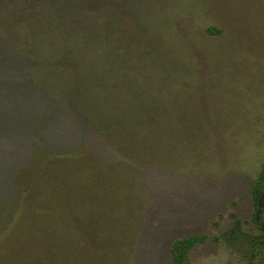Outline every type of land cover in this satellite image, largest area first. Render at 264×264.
<instances>
[{
    "label": "trees",
    "instance_id": "1",
    "mask_svg": "<svg viewBox=\"0 0 264 264\" xmlns=\"http://www.w3.org/2000/svg\"><path fill=\"white\" fill-rule=\"evenodd\" d=\"M116 1H4L0 23L20 63L6 88L42 94L53 107L50 123L68 114L103 151L33 138L11 178L15 193L0 191V264H130L150 188L124 159L199 168L222 152L238 156L226 148L247 128L257 136L249 123L260 95L253 81L264 0H199L210 22L191 13L180 26L184 15L164 17L157 6L132 26ZM251 193L258 234L236 224L222 237L248 236L240 237L264 264V161ZM206 238L175 239L172 264H189Z\"/></svg>",
    "mask_w": 264,
    "mask_h": 264
},
{
    "label": "rangeland",
    "instance_id": "2",
    "mask_svg": "<svg viewBox=\"0 0 264 264\" xmlns=\"http://www.w3.org/2000/svg\"><path fill=\"white\" fill-rule=\"evenodd\" d=\"M4 1L0 0V13H5ZM28 2L30 0H16L19 8L28 6ZM116 3L119 4L116 13L130 20L132 26L140 24L141 10L148 12L154 6L162 9L164 17L184 15L179 26L191 19V13L197 14L195 18L201 25L205 20L210 22L209 17L205 19L204 11L199 10V0H117ZM3 28L6 30L0 23V119L5 120L0 123V191L15 193L11 178L27 162L36 144L34 137H42L45 143L58 148L89 143L95 152L103 151V142L93 133L82 139L83 128L86 130L87 126L68 114L55 113L61 121L50 123L47 119L53 107L47 105L42 94H13L15 91L11 93L6 88L8 79L16 76L20 63L13 56L10 36ZM258 52L259 80L253 82L260 87L258 91L254 88L253 94L260 95L249 123L256 127L257 136L255 138L254 131L247 128L236 146H227L226 150L238 151V156H225L222 152L215 163L206 161L199 164V168L189 164L187 169H174L172 162L148 167L124 159L125 163L142 171L150 188V204L142 210L130 264H172L175 239L195 235L207 238L191 251L189 264H255L259 259L254 258L250 244L241 238L248 236L222 237L236 224L246 234H258L251 190L264 161V44L257 55Z\"/></svg>",
    "mask_w": 264,
    "mask_h": 264
}]
</instances>
